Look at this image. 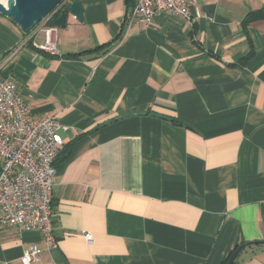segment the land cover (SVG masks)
Here are the masks:
<instances>
[{
	"label": "crops",
	"instance_id": "crops-1",
	"mask_svg": "<svg viewBox=\"0 0 264 264\" xmlns=\"http://www.w3.org/2000/svg\"><path fill=\"white\" fill-rule=\"evenodd\" d=\"M79 1L58 54L0 13V76L66 126L55 241L0 224V264L33 244L34 264H222L245 243L237 264H264V18L243 24L264 0H196L193 21L150 26L126 25L136 0Z\"/></svg>",
	"mask_w": 264,
	"mask_h": 264
},
{
	"label": "built area",
	"instance_id": "built-area-1",
	"mask_svg": "<svg viewBox=\"0 0 264 264\" xmlns=\"http://www.w3.org/2000/svg\"><path fill=\"white\" fill-rule=\"evenodd\" d=\"M6 1V0H5ZM196 0H136L126 25L154 23L156 16L168 13L195 19ZM52 16V15H51ZM44 21L46 39L41 50L58 54V29ZM66 126L56 116L35 117L16 84L0 76V224L37 230L47 241H55L52 221L56 158ZM92 242V233H86ZM41 249L33 244L22 256L23 264H34Z\"/></svg>",
	"mask_w": 264,
	"mask_h": 264
},
{
	"label": "water",
	"instance_id": "water-1",
	"mask_svg": "<svg viewBox=\"0 0 264 264\" xmlns=\"http://www.w3.org/2000/svg\"><path fill=\"white\" fill-rule=\"evenodd\" d=\"M63 0H0V13L9 17L19 28L27 33L31 32L47 15ZM72 13L78 20L83 19V6L79 0H73L67 10H61L53 17L52 23L57 27L67 24L68 13ZM251 243L240 245L230 256L226 264H233L241 251Z\"/></svg>",
	"mask_w": 264,
	"mask_h": 264
},
{
	"label": "trees",
	"instance_id": "trees-1",
	"mask_svg": "<svg viewBox=\"0 0 264 264\" xmlns=\"http://www.w3.org/2000/svg\"><path fill=\"white\" fill-rule=\"evenodd\" d=\"M72 1H73V0H70V1H68V0H63V1L58 5V6H60V7L57 6V8H56L55 10H53V12H51L49 15H47V17H50V16L52 15L51 18H49L47 24H48V25H53V23H52V19H53V17L56 16L61 10H64V9L67 10V9L69 8L70 3H71ZM47 17H46V18H47ZM262 18H264V8H259V9L255 10V11H253V12H250V13L246 16V18L244 19L243 24H244L245 28H247L248 24H249L251 21H254V20H257V19H262ZM27 33H30V32H27ZM252 54H254V50H252V52L250 53L249 57L252 56ZM171 120L174 121L175 124H183V123L180 122L177 118H172ZM56 159H57V158H56ZM238 247H239V246H237V247H236V248L230 253V255L226 258V260H224V262H223L222 264H226V263H227V261H228V259L230 258V256L234 253V251H235ZM237 258H238V257H237ZM233 264H237V259L234 261Z\"/></svg>",
	"mask_w": 264,
	"mask_h": 264
},
{
	"label": "rangeland",
	"instance_id": "rangeland-1",
	"mask_svg": "<svg viewBox=\"0 0 264 264\" xmlns=\"http://www.w3.org/2000/svg\"><path fill=\"white\" fill-rule=\"evenodd\" d=\"M1 1H5V0H1ZM68 1H70V0H68ZM58 7H60V6H58ZM48 18V17H47ZM46 19V18H45ZM45 19L43 20V21H41L30 33H33V32H35L36 30H40L42 27H44L43 25H44V21H45ZM30 33H26V34H30Z\"/></svg>",
	"mask_w": 264,
	"mask_h": 264
}]
</instances>
